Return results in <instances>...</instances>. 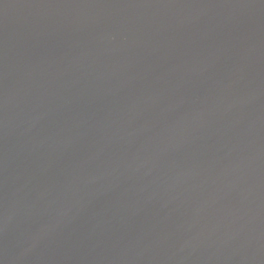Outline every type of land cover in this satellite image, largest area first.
Returning a JSON list of instances; mask_svg holds the SVG:
<instances>
[{"label": "water", "instance_id": "95a60500", "mask_svg": "<svg viewBox=\"0 0 264 264\" xmlns=\"http://www.w3.org/2000/svg\"><path fill=\"white\" fill-rule=\"evenodd\" d=\"M0 264H264V0H0Z\"/></svg>", "mask_w": 264, "mask_h": 264}]
</instances>
